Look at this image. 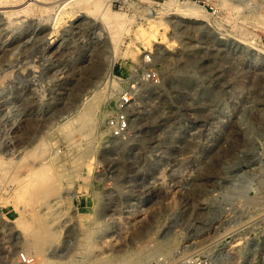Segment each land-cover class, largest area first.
Masks as SVG:
<instances>
[{"label": "rangeland", "instance_id": "1", "mask_svg": "<svg viewBox=\"0 0 264 264\" xmlns=\"http://www.w3.org/2000/svg\"><path fill=\"white\" fill-rule=\"evenodd\" d=\"M95 1L0 0V264H264V0Z\"/></svg>", "mask_w": 264, "mask_h": 264}, {"label": "bare ground", "instance_id": "2", "mask_svg": "<svg viewBox=\"0 0 264 264\" xmlns=\"http://www.w3.org/2000/svg\"><path fill=\"white\" fill-rule=\"evenodd\" d=\"M102 0H98V1H95L91 8H93V10H98L100 9V3H101ZM175 0H167L165 1L164 3H162L163 7H166V9L168 8H176L180 11V13L182 14V16H184L185 18H189V19H194V20H201V17L204 16L205 12L204 10L201 8V7H198V6H195L194 4H185V5H182L181 7H176L175 5ZM161 5V6H162ZM181 5V4H180ZM162 7V8H163ZM261 8V7H260ZM253 9V8H252ZM165 10V9H164ZM163 10V11H164ZM169 10V9H168ZM174 10V9H173ZM12 11V10H11ZM170 11V10H169ZM178 11V13H179ZM165 12H167L165 10ZM239 13V12H238ZM262 13V12H261ZM260 13V14H261ZM262 15V16H261ZM260 17H259V23L263 24L264 25V14H261ZM98 16V15H97ZM105 17L109 19V27L111 30H113L114 32H116V30L118 29V26L120 25V23H122L121 21V17L117 14H109L108 13H105ZM183 17V18H184ZM103 18V17H102ZM254 18V17H253ZM252 18V19H253ZM105 20V19H104ZM108 21V20H107ZM105 21V22H107ZM124 21V20H123ZM250 21V20H249ZM256 21V19H255ZM242 22V21H241ZM256 23V22H255ZM107 25V26H108ZM259 25V24H257ZM260 26V25H259ZM147 60V56L145 57V62ZM112 69H113V64L111 66V69H110V75L112 76ZM102 89H100L99 91H96L95 94L93 95V97H100L101 93H102ZM27 183V182H26Z\"/></svg>", "mask_w": 264, "mask_h": 264}, {"label": "built area", "instance_id": "3", "mask_svg": "<svg viewBox=\"0 0 264 264\" xmlns=\"http://www.w3.org/2000/svg\"><path fill=\"white\" fill-rule=\"evenodd\" d=\"M207 10V7L205 8ZM147 60L150 61V57H147ZM147 79H154L158 77V74L155 71H147ZM131 96L125 94L117 102V107L115 114L111 115L107 121V128L114 137L124 136L130 129V119L128 116V106L131 100ZM25 258V256H23ZM201 264H216L213 259H206Z\"/></svg>", "mask_w": 264, "mask_h": 264}]
</instances>
